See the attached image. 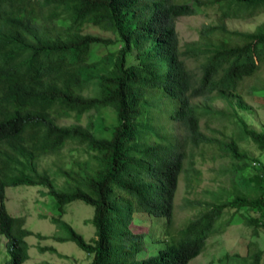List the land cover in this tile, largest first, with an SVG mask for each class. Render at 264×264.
<instances>
[{
    "label": "trees",
    "instance_id": "16d2710c",
    "mask_svg": "<svg viewBox=\"0 0 264 264\" xmlns=\"http://www.w3.org/2000/svg\"><path fill=\"white\" fill-rule=\"evenodd\" d=\"M198 9H211L220 19L247 18L264 11V0H0L4 264L27 258L25 236L32 233L24 215L6 210L7 184L43 185L54 200L52 222L61 220L73 199L90 204L91 240L69 224L64 234L53 235L92 253L89 264H189L206 237L231 223L240 207L256 209L257 214L238 212L251 230L264 231V163L239 150L230 134L214 129L224 137L206 135L199 126L204 113L214 112V96L239 105V82L264 62V22L251 30L203 23L197 40L181 50L175 21ZM189 56L199 58L197 71L186 64ZM233 115L264 149V128L255 130ZM61 117L72 120L59 123ZM202 143L214 150L212 158L227 156L252 169L238 174L242 191L202 200L207 207L173 230L178 175L185 159L191 165L193 147ZM63 148L75 153L65 158ZM45 155L53 156L51 168L37 169ZM225 207L235 210L215 224ZM138 212L163 218L162 238L137 226ZM252 245L218 260L231 254L237 264H264L263 250ZM38 248L56 253L53 246Z\"/></svg>",
    "mask_w": 264,
    "mask_h": 264
},
{
    "label": "rangeland",
    "instance_id": "374dc122",
    "mask_svg": "<svg viewBox=\"0 0 264 264\" xmlns=\"http://www.w3.org/2000/svg\"><path fill=\"white\" fill-rule=\"evenodd\" d=\"M211 22L224 23L228 29L251 30L256 24L264 22V11L247 18L223 17L220 19V16L211 9L206 11L198 9L193 14L180 15L175 21L180 49L185 47V43L197 40L198 29L201 24ZM86 30L103 36L110 35L109 32L101 31L96 27H87ZM198 61V57H185L186 64L194 71L198 70ZM237 89L242 98L239 105L235 101L228 104L225 98L218 95L214 96L210 101L211 109L214 112L204 113L199 118L200 129L206 135H216L220 138L224 136H221L214 129L222 130L227 137L230 134L236 141L239 150L264 163V149L259 150L257 148L241 128L236 115H233V111L237 115H241L245 124L255 130L264 128V62L253 74L243 78ZM203 97L199 96L197 100L203 101ZM217 108L224 111L215 114ZM223 112L227 116L223 115ZM71 120L70 117H61L57 121L66 123ZM85 120L86 115L83 114L81 116L82 123ZM106 120H109V117ZM213 152L214 150L209 144L202 143L200 147H193L191 165L187 159L184 160L173 196L171 227L173 230L182 226L187 219L207 207L202 200L211 202V200L214 201V196H219L222 199L228 196V192L231 196L242 191L238 174L240 172L248 173L252 169L251 165L244 164L240 160H230L227 156L212 158ZM62 153L65 158H68L75 151L71 150L69 153L66 148H63ZM52 158V155L43 156L37 162L36 168L42 169L49 164ZM61 181L58 178L56 182L60 183ZM4 205L10 214L24 215V224L32 231L25 236L28 244V256L21 264H89L92 253L85 252L69 239L57 240L53 235L64 234L66 231L65 224H69L86 240H91L94 236V225L90 220L93 210L90 204L80 199H73L65 204V211L61 215V220L52 222L50 216L55 215V205L51 194L46 192V188L41 184L21 183L5 185ZM244 209V207H240L238 211L249 214L258 213L256 209ZM232 210L235 209L225 207L215 224L223 217H228ZM238 211L235 210L236 213L233 214L231 223L219 229L221 231L213 232L206 237L205 246L198 254L189 259V264H237L238 260L234 255L230 254L227 259L221 261L218 260V256L225 252L241 254L246 250L247 245L252 247V243L263 250L262 257L264 258V231L257 227V230H251V225L245 224L241 220ZM137 216L140 217L137 221L139 228L149 230L154 239L163 237V218L146 215L143 212L136 213L135 217ZM35 232L42 234V236L37 237ZM147 240L149 243L150 238ZM148 245L153 248L155 243L151 241ZM38 246H53L56 253L48 249L40 250ZM5 258L4 237L0 234V264H4Z\"/></svg>",
    "mask_w": 264,
    "mask_h": 264
}]
</instances>
